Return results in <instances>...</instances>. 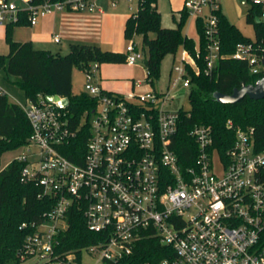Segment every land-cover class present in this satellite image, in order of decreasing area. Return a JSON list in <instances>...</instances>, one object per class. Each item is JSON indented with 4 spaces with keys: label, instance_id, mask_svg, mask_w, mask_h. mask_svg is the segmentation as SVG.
Returning a JSON list of instances; mask_svg holds the SVG:
<instances>
[{
    "label": "built area",
    "instance_id": "obj_1",
    "mask_svg": "<svg viewBox=\"0 0 264 264\" xmlns=\"http://www.w3.org/2000/svg\"><path fill=\"white\" fill-rule=\"evenodd\" d=\"M219 1L185 0L182 8L201 22L206 74L222 57ZM251 2L259 9L256 21L264 23V0ZM68 13L103 11L96 0H0V26L34 27L48 16ZM51 39L61 42L59 35ZM124 52L128 66L142 63V51L133 40ZM229 57L245 62L251 75L264 77L262 40L237 44ZM186 66L198 74L193 58L183 50L171 69L176 78L170 81V90L180 81L188 89ZM97 72L93 64L82 70L83 93L95 104L77 123L67 107L59 108L57 101L48 102L40 94L18 105L30 134L9 163H23L20 182L35 184L37 198L55 201L42 221L20 225L33 229L20 258L36 257L38 264H85L83 258L87 264L115 263L132 255L139 241L153 238L169 249L156 264H264V148L256 149L254 129L233 128V144L221 156L212 146L211 129L193 126L188 135L197 145V157L191 167L181 169L170 148L179 114L164 109L172 99L170 90L107 93ZM4 96L0 88V99ZM227 126L233 127L231 121ZM83 128L88 129L85 145L83 151H73L79 160L72 161L62 151ZM72 207L83 213L87 230L105 240L57 260L56 238L66 228Z\"/></svg>",
    "mask_w": 264,
    "mask_h": 264
},
{
    "label": "trees",
    "instance_id": "obj_2",
    "mask_svg": "<svg viewBox=\"0 0 264 264\" xmlns=\"http://www.w3.org/2000/svg\"><path fill=\"white\" fill-rule=\"evenodd\" d=\"M157 0H137V10L125 21L123 37L126 41L140 36L142 40V64L146 72L145 80L153 84L159 76L161 60L166 55H174L179 47L187 51L193 58L198 70L195 74L186 66L189 76L188 98L191 109H179L178 128L171 143V150L177 158L181 169L191 167L197 157V145L188 135L195 125H203L211 129L213 144L218 153L223 156L234 140L233 128L254 129V142L257 150L264 148V98L251 100L244 97L235 104L217 102L214 93L230 94L241 84H253L262 76L249 73L245 62L231 59L239 43L251 42L240 31L230 24L221 11L216 13L218 19L219 53L222 56L209 74H206L204 57L206 55V40L199 20L195 21L198 36L197 44L187 37L183 30L188 14L181 9L178 12L179 21L173 29L161 26L160 14L156 9ZM259 15L258 6L246 15L247 23L254 26L255 40L264 42V23L256 21ZM6 27L5 41L9 52L5 59L0 58V69L12 77L15 84L26 99L42 96H59L68 99L65 111L74 123L87 110H91L94 100L84 93H72L71 73L76 65L81 71L93 64L99 69L102 64H121L125 62V54L104 51L95 45L70 44L69 52L64 55H53L46 50L34 49L31 42H15L12 40V29ZM150 35H154L153 38ZM198 51L196 57L195 50ZM109 93V92H107ZM231 121L233 127L227 126ZM30 134L28 120L20 107L8 100L0 99V157L8 151L22 147ZM88 129L79 131L76 139L71 141L70 148L62 151L63 155L72 161L79 158L73 151L81 152L85 145ZM1 167V165H0ZM23 163L12 161L0 170V264H20L28 259H21V250L25 238L32 233L30 225L20 229L22 223H39L44 215L53 207L55 201L51 198H37L38 187L33 183L20 182V171ZM66 228L57 235L58 244L54 247L57 260H62L68 252H76L85 247L104 242L102 234L91 233L85 225L83 213L72 207L65 217ZM169 249L156 239L146 238L139 241L132 255L115 263L108 264H156L167 256ZM51 260H54L53 258ZM47 264V263H43Z\"/></svg>",
    "mask_w": 264,
    "mask_h": 264
},
{
    "label": "rangeland",
    "instance_id": "obj_3",
    "mask_svg": "<svg viewBox=\"0 0 264 264\" xmlns=\"http://www.w3.org/2000/svg\"><path fill=\"white\" fill-rule=\"evenodd\" d=\"M116 4L118 2V6H126L130 7L131 11L135 10L137 0H130L128 3L127 0H114ZM185 0H157L156 9L160 14L161 18V26L163 28L173 29L177 26V22L179 21V14L177 10H181L183 8ZM105 7L107 5L108 0H99ZM220 11L226 20L234 25L240 33L251 40L255 38L254 26L251 23H247L246 15L250 9L253 8V3L251 0H246L244 2H240L239 0H220L219 1ZM195 21L192 17H188L184 30L188 29V34L192 38H197V33L195 30ZM15 31L17 29H14ZM75 33L84 34L89 38L97 39L101 38L102 44L95 46L100 47L104 51H113L112 48H118L119 50H125V47L128 43L122 36V29L117 28V26H113L112 19H108L106 16L100 18L96 23L95 27L92 31L86 30L83 26L73 27ZM86 30V31H85ZM19 36L33 39V46L38 50H46L49 51L53 55L64 56L69 52L70 44H77L76 42H69L67 36L62 38L60 44L52 43L51 39L49 40L46 36L40 37V40L37 39V31L36 29L25 30L19 29ZM30 31V32H29ZM36 36V37H35ZM41 36V35H40ZM151 38L154 35H150ZM1 38V37H0ZM103 40H110L111 44L107 45L103 43ZM80 44V43H79ZM135 44L139 49L142 48V40L140 36L135 37ZM182 47H179L177 52L173 55H166L160 63L159 67V76L158 79L153 82V84H149L145 80L146 72L143 68L140 61L136 62V65L132 69L134 74L132 75L134 84L140 82L138 85L139 89L135 87L133 94L145 93L148 91H154L158 94L166 93L170 90V81L176 78V75L171 72L173 64L177 63L178 58L180 56ZM9 52V46L7 42L0 39V58L5 59ZM101 66V65H100ZM118 67L122 70H128L129 66L125 63L118 64ZM131 82V79L128 80ZM84 76L82 71L74 65L71 73V85H72V93L74 95H78L84 92ZM0 88L5 93L8 100L12 103H15L19 106L26 104V97L24 93L13 84V79L9 76L3 68L0 69ZM172 99L166 103L164 109L167 111H178L179 109H183L185 111H189L191 109V103L188 98V90L182 87V82L180 81L174 88L169 91ZM20 148L14 151H8L1 155L0 157V165L1 167H5L17 154L20 152ZM83 263L87 264L88 260L83 258ZM40 261L36 257L28 258L22 261L20 264H38Z\"/></svg>",
    "mask_w": 264,
    "mask_h": 264
},
{
    "label": "crops",
    "instance_id": "obj_4",
    "mask_svg": "<svg viewBox=\"0 0 264 264\" xmlns=\"http://www.w3.org/2000/svg\"><path fill=\"white\" fill-rule=\"evenodd\" d=\"M115 2V5L112 6L111 2ZM129 3L130 0H127ZM96 4L102 9V14H74V13H68V14H56L53 16H48L44 19H42L36 26L34 27H28L25 24L22 26H15L12 29V40L15 42H31L32 46L34 44L33 39L20 37L19 36V29H25V30H31L36 29L37 31V39L40 40V37L46 36L49 40L51 39L52 35H59L61 40L64 37L67 36L69 42H76L77 44H86V45H92L95 44L99 45L102 44L101 38H89L88 36H85L84 34L75 33L76 31L73 30V27L76 26H83L84 29L92 31L95 27V23L103 17H107L108 19H112L113 26H117V28L122 29V36H123V29L126 19L137 10V4L135 10L131 11V13H128L131 10L130 7L126 6H118V2L116 4V1L114 0H108L107 5L104 7L99 0H96ZM179 11V10H177ZM7 26H0V39L3 41L5 40V32H6ZM14 29H17L16 31ZM85 30V31H86ZM188 29L183 30L184 34L193 39V41L197 44L198 37L192 38L188 34ZM30 32V31H29ZM41 35V36H40ZM36 37V36H35ZM124 38V37H123ZM52 41V39H51ZM94 41V42H89ZM135 42V37L133 39ZM53 43V42H52ZM104 44L110 45V40H103ZM112 45V44H111ZM34 49H36L33 46ZM113 52L118 53H124L125 50H119L118 48H112ZM183 51V49L181 50ZM181 54V53H180ZM142 64V63H141ZM127 65V64H126ZM128 66V65H127ZM135 66V65H134ZM134 66H129L128 70H122L118 67V64H102L97 72V79L101 86V89L109 92L114 93L118 95H128L134 93L135 87H138L140 82H138L135 86L132 75L134 74L133 68ZM143 66V64H142ZM144 68V67H143ZM131 79V82L128 80Z\"/></svg>",
    "mask_w": 264,
    "mask_h": 264
},
{
    "label": "water",
    "instance_id": "obj_5",
    "mask_svg": "<svg viewBox=\"0 0 264 264\" xmlns=\"http://www.w3.org/2000/svg\"><path fill=\"white\" fill-rule=\"evenodd\" d=\"M244 2L245 0H239ZM244 97L257 101L264 98V77L257 79L253 84H241L239 88L233 89L230 94L214 93L213 98L221 104H235ZM48 102L57 101L59 108H66L68 106V99H59L58 96H46Z\"/></svg>",
    "mask_w": 264,
    "mask_h": 264
}]
</instances>
